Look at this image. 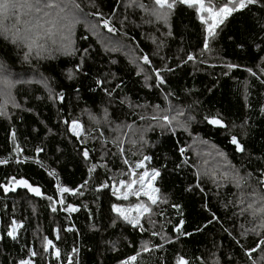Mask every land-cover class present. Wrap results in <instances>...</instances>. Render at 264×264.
Wrapping results in <instances>:
<instances>
[{
  "label": "trees",
  "instance_id": "trees-1",
  "mask_svg": "<svg viewBox=\"0 0 264 264\" xmlns=\"http://www.w3.org/2000/svg\"><path fill=\"white\" fill-rule=\"evenodd\" d=\"M77 2L83 11L72 33L73 55L47 45L25 60V49L0 38L1 76L12 82L8 91L0 90V161H6L0 163V184L15 176L42 193L33 197L20 188L7 193L0 189V264L30 258L34 264H69V260L122 264L137 252L134 264H176L178 257L189 264H250L244 248L259 237L250 232L243 238L241 233L256 227L259 220L252 221L242 209L257 187L255 177L264 170V7L232 13L204 49V27L187 5L177 4L165 25L145 20L142 9H135L130 0H94L96 7L90 6L92 0ZM140 2L150 6L146 0ZM97 10L112 19L115 33L88 15ZM112 42L117 45L111 47ZM190 54L193 60L187 59ZM145 55L151 68L140 59ZM227 64L238 67L228 69ZM141 68L144 71L137 75ZM152 68L160 70L163 84H158ZM97 79L104 81L102 86H96ZM59 93L63 100L57 98ZM153 114L176 116L182 124L174 130L161 127L162 121L151 120ZM205 116H218L226 127L208 124ZM73 120L82 126L79 137L67 131ZM232 135L243 152L230 142ZM196 141L216 151L228 171L203 172L201 162L207 169L210 163L193 153ZM15 145L20 146L19 153ZM83 149L89 151L87 161ZM144 156L150 159L137 172L158 169L160 176L153 185L160 191L155 205L146 201L152 211L142 218L145 231L141 232L111 210L112 204L137 203L136 197L118 200L110 186L129 180V167ZM237 171L253 172L251 188L234 185ZM57 180L61 187L78 192L61 197ZM85 180L88 183L81 188ZM48 196L63 198L65 205L57 203V211L52 212ZM69 203L77 210H62ZM12 220L22 225L16 240L7 236ZM181 220L184 223L176 232ZM153 231L158 235L152 236ZM44 237L55 246L47 253ZM144 243L149 252L142 250ZM29 249L38 255L30 257ZM252 255L259 259L260 253Z\"/></svg>",
  "mask_w": 264,
  "mask_h": 264
},
{
  "label": "snow or ice",
  "instance_id": "snow-or-ice-1",
  "mask_svg": "<svg viewBox=\"0 0 264 264\" xmlns=\"http://www.w3.org/2000/svg\"><path fill=\"white\" fill-rule=\"evenodd\" d=\"M154 7L148 9L144 4H140L139 7L150 11L151 15L156 19V21H163L165 25L168 24L170 15L175 9L177 4L187 5L189 8H194L197 17L200 19L202 25H204L205 36L203 40L204 49H208L210 39L214 38L217 35V28L224 23L225 19L232 15V13L240 11L242 9L248 8L249 6L259 5L264 7V0H224L222 5H213L210 0L206 3V0H152ZM91 7H96L94 0L90 4ZM83 11L81 4L77 0H0V38H3L5 41L11 42L17 48L25 49L24 59L28 60L29 55L36 51L39 54L41 51L46 49V46L49 42L52 44L57 43L56 37L59 35L62 40H68L69 43L62 44V48L65 54L73 55L76 51L72 47V42L70 41V36L73 33V30L76 24L80 23L78 18V13ZM88 15H94L97 17L98 25L106 29L109 33H115L116 28L113 25L112 19L110 17H105V15L97 10L94 13H88ZM93 29L97 27V24L92 25ZM86 38V37H85ZM85 53L88 49L83 50ZM83 59V58H81ZM144 65H148L150 68L151 61L147 55L140 58ZM188 60H193L194 57L190 54L187 57ZM0 67H4L0 65ZM228 69L236 68L238 65L227 64L225 65ZM80 70V66L77 65L76 71ZM171 70V69H168ZM144 69H140L137 72V75L140 74ZM152 71L155 72V78L158 84H163L164 80L160 75L159 69L152 68ZM251 75L255 76L256 73L252 69H246ZM261 71L264 72V68H261ZM227 74V73H225ZM73 74L70 71L68 73V79L71 80ZM148 77L146 76L145 79ZM5 86V88L11 87L12 82L4 77L0 80ZM96 86L100 87L103 85L104 81L97 79L95 81ZM261 83L264 84V79L261 80ZM116 87H119L117 85ZM78 91V90H77ZM106 95L111 96L112 93L108 89H104ZM60 100H63V93H59L58 97ZM3 111V106H0V112ZM264 112V108L261 109ZM183 115L182 112H177V116ZM142 120L145 117H140ZM204 119L210 125L219 126L221 128L226 127L224 122L218 116H205ZM153 121H162L163 124L161 127H169L174 130L175 127L182 124L181 121L176 119V116H170L168 114H153L151 116ZM175 121V124L173 123ZM67 123V121L65 122ZM81 124L73 120L71 126L67 131L71 132L73 136H80ZM13 137L15 133L13 132ZM235 145L237 152H243L244 147L239 143L237 136L232 135L231 141ZM15 150L17 153L21 151L19 145H15ZM36 151L39 153L42 149L37 148ZM183 152V149H181ZM81 154L85 161L89 159V151L83 149ZM123 155V150H121ZM150 157L144 156L143 160H137L134 167L130 166L128 169V174L130 179L120 180L117 184L113 183L110 187L112 189V195L115 196L118 200H128L130 196H135L137 201H140L141 197H145L147 202H150L151 205H155L159 199V189L153 185V181L160 176V171L153 168L151 172L144 171L138 173L137 169L144 167V161L149 160ZM19 162V161H18ZM0 163H6V161H0ZM125 164H130V162L125 159ZM95 165L88 169L91 173L95 169ZM49 175H55L53 172H50ZM138 177V178H137ZM253 178V172L249 171L241 175L239 171L235 172L233 175L234 185L237 188H240L244 185H247L251 188L250 180ZM257 187L252 188L249 192L251 200L247 203L246 211L252 218V221L259 220V223L254 228H244L241 236L247 238L248 234L251 232L257 237L258 240L253 241L251 246L244 248V254L248 257L250 264H264V170H262L256 177ZM88 181L85 180L84 183L80 186L81 188L87 185ZM101 187H109V185L102 184ZM18 188L26 189L29 193H32L36 196H42L41 190L39 187H35L30 184L26 179L20 178L17 179L15 176L10 177L8 182L5 184H0V189H3L5 193L14 192ZM56 192L61 197L65 193L76 194L78 189H71L68 187H61L59 181L57 180ZM243 195V193L241 194ZM47 199L51 202L49 205L52 212H56L57 208L54 206L57 203L61 206L65 205L63 198L58 201L55 200L52 196H48ZM147 202H137L131 204L129 207H121L117 204H112L111 210L116 214L117 217L122 219L127 224L131 225L133 228H139L141 232L145 231L143 224L141 223L142 218L145 214H150L152 209ZM240 203H244L243 199ZM173 207L179 208V205H173ZM62 210L68 212H74L77 209L72 204H67L66 207H62ZM213 219H216L213 215ZM115 223V221H113ZM184 223L183 220L180 221L174 230L180 232V226ZM211 223V221H209ZM207 225H205L206 227ZM22 227L16 220H12L11 224L7 231V236L12 240H16L17 230ZM198 231L200 229H197ZM152 236L158 235L153 231ZM184 235H190V233H183ZM239 244L240 241L238 240ZM156 247H161V245H156ZM243 247V246H242ZM49 248H55L52 240L47 237L43 238V251L47 253ZM142 250L144 252H149L150 249L147 243L142 245ZM76 252L74 248L72 250ZM259 252V259L253 257V253ZM38 253L29 249V256L36 257ZM140 255V252H137L136 255L129 256L127 260L123 261L122 264H134L137 260V257ZM55 256L60 259L59 249L55 250ZM18 264H34L33 259H20ZM71 264V260H69ZM176 264H189V262L183 257H178ZM218 264V262H216Z\"/></svg>",
  "mask_w": 264,
  "mask_h": 264
},
{
  "label": "rangeland",
  "instance_id": "rangeland-1",
  "mask_svg": "<svg viewBox=\"0 0 264 264\" xmlns=\"http://www.w3.org/2000/svg\"><path fill=\"white\" fill-rule=\"evenodd\" d=\"M126 1L128 2L129 0H124V2H126ZM130 1L133 3L135 9L136 8L140 9L139 5L141 4V2L138 3V0H130ZM146 1L150 5L148 7V9H151L152 7H154V5L152 3V0H146ZM208 2H209V0H206V3H208ZM210 2L213 5H222L224 3V0H210ZM142 12L146 16L145 20L150 21V22L163 23L164 24L163 21H159V22L156 21V19L151 15L150 11H146V10L142 9ZM203 27H204V25H203ZM72 36H73V34H71V36H70V41L73 44ZM56 41H57V43L55 45H51L49 43L47 45H50L51 47H53V49L56 52H58L60 54H65L64 51H63V48H62V44H67V43H69V41L68 40H62L59 35L56 37ZM114 45H117V44L115 42H112L110 46L113 47ZM44 53H46V52H44ZM1 74H2V72L0 71V77H2ZM0 80H2V79L0 78ZM1 89L8 91L9 87L5 88L4 84L2 82H0V90ZM4 104L6 105V102ZM196 143L197 144H193V146H192L193 153L197 156L198 159H200V161H203V160H201V158H206L209 161V163H210L209 166H208V167H210V169H207L205 167V164H203L201 162V165H202L201 168H202L203 172H206V171L212 172V171L216 170L218 173L221 174L222 171H228L226 166L223 164V162L219 163V158H218V155H217L216 151H214L213 149L209 148V146H207V145H205L203 143H202V145H199V146H198V141H196ZM196 145L198 147H196ZM196 152H198L199 154H196ZM138 202H140V201H138ZM142 202H146V200H142ZM145 215L148 216L149 214H145Z\"/></svg>",
  "mask_w": 264,
  "mask_h": 264
},
{
  "label": "water",
  "instance_id": "water-1",
  "mask_svg": "<svg viewBox=\"0 0 264 264\" xmlns=\"http://www.w3.org/2000/svg\"><path fill=\"white\" fill-rule=\"evenodd\" d=\"M30 183V182H29ZM31 184V183H30ZM33 186H35V185H33ZM35 187H38V186H35ZM20 189H23V188H20ZM23 190H25L30 196H33V197H39V196H36V195H34V194H32V193H29L26 189H23Z\"/></svg>",
  "mask_w": 264,
  "mask_h": 264
}]
</instances>
